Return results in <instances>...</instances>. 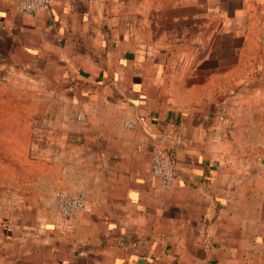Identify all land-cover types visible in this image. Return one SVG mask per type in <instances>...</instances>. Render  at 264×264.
I'll list each match as a JSON object with an SVG mask.
<instances>
[{
	"label": "crops",
	"instance_id": "1",
	"mask_svg": "<svg viewBox=\"0 0 264 264\" xmlns=\"http://www.w3.org/2000/svg\"><path fill=\"white\" fill-rule=\"evenodd\" d=\"M171 1L50 0L26 14L0 0V57L55 88L58 107L36 139L41 175L0 197L2 237L59 264H264L263 153L233 157L213 122L232 86L217 77L241 60L251 4L263 0H203L208 12L229 7L225 16L200 15L201 0ZM240 10L244 34L218 29ZM156 145L170 155L171 189L151 174ZM60 191L84 193L75 217L58 214Z\"/></svg>",
	"mask_w": 264,
	"mask_h": 264
},
{
	"label": "rangeland",
	"instance_id": "2",
	"mask_svg": "<svg viewBox=\"0 0 264 264\" xmlns=\"http://www.w3.org/2000/svg\"><path fill=\"white\" fill-rule=\"evenodd\" d=\"M174 1L181 3L190 0L171 2ZM201 1L200 15L211 12L225 16L230 9L220 5L210 7L211 10L208 12L207 6L203 5V0ZM157 2L156 16L159 17L161 6L160 2ZM211 2L217 3V0ZM223 2L221 1L220 4ZM250 8L249 21L252 30L247 44L245 40L246 46L241 60L237 61L227 78L217 77L220 83L228 80L232 82V86H227L224 89L226 92H223L219 98L221 100L217 104V115L213 122L217 134L221 136L223 143L226 144L225 148L233 157L239 155L243 148L248 149L250 154H256L258 151L264 156V146L262 147L264 145V0L263 5L252 2ZM247 20L246 10L236 11L233 17L226 18L225 21L223 19L218 29L223 33L232 32L236 36L242 35L246 32ZM194 26L196 31L198 25L195 23ZM200 26L203 30L206 24L202 22ZM191 27L189 24L174 23L169 29L189 33ZM162 31L164 24L154 22V41H160V36L164 38ZM201 41L205 42V40ZM227 42L223 36L222 39L215 40L218 53L223 52L222 44ZM232 42L234 47L241 45L239 39L234 38ZM194 45L197 46L196 41ZM33 76L31 72L17 70L0 57V197L3 195L9 199L16 198L17 188L30 186L33 177H39L45 168L39 166L36 139L41 134L40 138L43 142L46 137L44 131L40 129L49 123V114L58 109L54 100L57 92L55 93V88L41 83ZM34 160H36L35 164ZM35 245L32 243L22 245L16 239L0 235V264H59L54 258L51 259L47 250Z\"/></svg>",
	"mask_w": 264,
	"mask_h": 264
},
{
	"label": "built area",
	"instance_id": "3",
	"mask_svg": "<svg viewBox=\"0 0 264 264\" xmlns=\"http://www.w3.org/2000/svg\"><path fill=\"white\" fill-rule=\"evenodd\" d=\"M16 8L21 13L31 14L46 11L50 8V0H15ZM127 127H132L130 122ZM151 174L160 179L164 189L174 186V172L168 151L161 145H156L151 153ZM55 202L58 214L63 219L75 217L84 209L85 196L83 192L70 194L64 191L57 192Z\"/></svg>",
	"mask_w": 264,
	"mask_h": 264
}]
</instances>
